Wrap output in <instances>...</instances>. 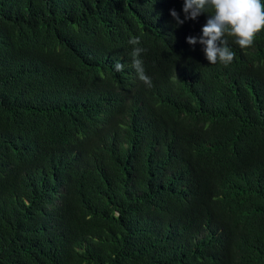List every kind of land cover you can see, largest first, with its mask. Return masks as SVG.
<instances>
[{
  "label": "trees",
  "instance_id": "16d2710c",
  "mask_svg": "<svg viewBox=\"0 0 264 264\" xmlns=\"http://www.w3.org/2000/svg\"><path fill=\"white\" fill-rule=\"evenodd\" d=\"M183 2L0 0V264H264V31Z\"/></svg>",
  "mask_w": 264,
  "mask_h": 264
},
{
  "label": "clouds",
  "instance_id": "9594fccd",
  "mask_svg": "<svg viewBox=\"0 0 264 264\" xmlns=\"http://www.w3.org/2000/svg\"><path fill=\"white\" fill-rule=\"evenodd\" d=\"M206 9H212V14L208 15L201 29L202 35L199 38L189 36L186 40L189 45L199 43L204 46L209 64L219 61L227 65L233 61L235 53L223 39L225 34L234 37L235 43L241 48H247L253 45L256 35L264 31V3L261 0H184V20L179 18L175 10H170V15L177 25H181L185 20H195ZM129 44L139 45L140 38H131ZM143 51L141 47L133 48L132 66L138 78L150 86V78L145 75L142 61L138 58ZM113 67L119 72L124 66L116 62Z\"/></svg>",
  "mask_w": 264,
  "mask_h": 264
}]
</instances>
